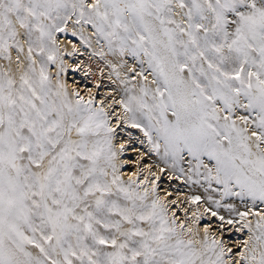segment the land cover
Instances as JSON below:
<instances>
[{"label":"snow or ice","instance_id":"1","mask_svg":"<svg viewBox=\"0 0 264 264\" xmlns=\"http://www.w3.org/2000/svg\"><path fill=\"white\" fill-rule=\"evenodd\" d=\"M0 264H264V0H0Z\"/></svg>","mask_w":264,"mask_h":264},{"label":"rangeland","instance_id":"2","mask_svg":"<svg viewBox=\"0 0 264 264\" xmlns=\"http://www.w3.org/2000/svg\"><path fill=\"white\" fill-rule=\"evenodd\" d=\"M63 36L64 37L68 36L69 38L71 37L70 33H68L67 35L61 34L60 39H62ZM72 62L70 61L68 64L69 65V71H68V74L66 77V79L69 82V85L74 86V87H79L82 92L85 90L84 87H86V89L87 88H94L95 85L91 84V83L90 84L88 83V85H86V86L84 85V84H86L85 81L83 82L84 78H79L81 76L83 69L74 67V65H71ZM105 82L106 81H103L101 83V87L97 90L101 96L104 94L102 87H103V83H105ZM128 131H131L133 133V136L140 135L137 130L128 129L126 131L119 132V136H120L121 140H127L128 139V136H127ZM144 151H145V147L140 145L138 141H134L128 145V150L124 154V157H123V159L128 161L127 166L124 169L127 176H130L133 172H136L139 167H144L145 168V174H147V167L146 166L148 165L147 162L150 161L149 159L151 157H145L144 161L138 162L140 153L144 152ZM151 165L155 166V161H153ZM154 171H156V170H154ZM158 175H159V179L152 177V179L155 180V183L158 186V192L160 193V195L162 197H166V199L168 201H172V200L176 201V204L173 205L172 207L174 208V210L176 211L178 216L183 217V215H184L183 209H185V208H188L190 210L189 214L191 211L195 210V207H196L195 205L187 206V204L184 201L178 200V197L176 196L177 195L176 192H178V193L182 192L181 195H178L179 197L182 196V194H187L190 196L193 194H201V193L194 191L191 194L190 191L194 187L186 184L183 178L178 179L175 176L169 177L168 173L166 171L163 173H159ZM176 183H179L180 185L175 186ZM167 188H169L170 190L174 189L177 191H175L173 193H168V192H165V190ZM205 207H207V205L204 203L203 200H201L200 201L201 211H203V209ZM221 215H223V214H221ZM201 224L202 225H210L213 229H219L221 222L216 217H211V215L209 213V214H205L204 219L201 221ZM226 226H227V224H225L223 226V234H224L225 241L231 242V241L237 240L241 234L236 233L233 226H231V225H229V227L228 226L226 227Z\"/></svg>","mask_w":264,"mask_h":264},{"label":"bare ground","instance_id":"3","mask_svg":"<svg viewBox=\"0 0 264 264\" xmlns=\"http://www.w3.org/2000/svg\"><path fill=\"white\" fill-rule=\"evenodd\" d=\"M70 36H71V34H70ZM61 41L62 42H64V43H67V46H68V50L69 51H71L72 50V45L73 44H75V45H77V47H79V41L77 40V38H75V37H73V36H71L70 38L68 37V36H66V37H62V39H61ZM81 51H83L82 49H81ZM65 60H66V63L67 64H69V62L71 61H73L72 62V64L71 65H74V67H77V65H79V68H81V69H84V67H85V65L84 64H81L80 62L83 60V61H87V57L86 56H81V55H79V53L77 54V55H74V56H66L65 57ZM79 78H84V80H83V82L85 81L86 82V84H84L85 86L86 85H88V83L90 84H94V80H93V78L92 77H85V75H84V73H83V71H82V73H81V76L79 77ZM80 80V79H79ZM78 81V80H77ZM105 84H107V81L105 82V83H103V87H102V89H103V93H105L106 91H107V88L105 87ZM84 89H86V87H84ZM150 161H148L147 163H148V165L149 164H152V162L153 161H155V157L154 156H151V158L149 159ZM147 167V166H146ZM153 170H156V168H155V166L153 165ZM167 172V171H166ZM130 173V172H129ZM128 173V174H129ZM168 173V172H167ZM158 174H159V172H158ZM168 176L169 177H173V176H170L169 175V173H168ZM180 184L179 183H176L175 184V186H179ZM193 188V187H192ZM194 189V190H193ZM190 192H191V194L194 192V191H196V192H198V193H201L202 194V190H200V189H197V188H193ZM175 191H177V190H174V189H172V190H170L169 188H167L166 190H165V192H168V193H173V192H175ZM181 193L182 192H176V196L178 197V200H180V201H184L185 203H186V200H187V197H189V195H187V194H182V196H178V195H181ZM187 204V203H186ZM187 206H190L189 204H187ZM221 214H223V215H225V216H227V213H224V212H222ZM228 227H229V225H227ZM226 226V227H227Z\"/></svg>","mask_w":264,"mask_h":264}]
</instances>
